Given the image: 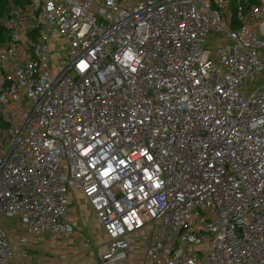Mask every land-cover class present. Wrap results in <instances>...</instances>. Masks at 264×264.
Returning <instances> with one entry per match:
<instances>
[{
    "label": "built area",
    "instance_id": "1",
    "mask_svg": "<svg viewBox=\"0 0 264 264\" xmlns=\"http://www.w3.org/2000/svg\"><path fill=\"white\" fill-rule=\"evenodd\" d=\"M3 26L1 220L66 239L82 196L104 264L133 237L148 264H264V0H10Z\"/></svg>",
    "mask_w": 264,
    "mask_h": 264
},
{
    "label": "crops",
    "instance_id": "2",
    "mask_svg": "<svg viewBox=\"0 0 264 264\" xmlns=\"http://www.w3.org/2000/svg\"><path fill=\"white\" fill-rule=\"evenodd\" d=\"M67 216L74 227V233L69 238L58 239L50 235L33 238L26 233L24 245L18 246L17 242L11 241L15 264H104L101 254L107 236L87 200L82 196L76 197ZM93 229L103 233L104 238L106 236L103 244L94 240ZM132 241L134 245L128 260L118 264H148L146 240L133 237Z\"/></svg>",
    "mask_w": 264,
    "mask_h": 264
},
{
    "label": "rangeland",
    "instance_id": "3",
    "mask_svg": "<svg viewBox=\"0 0 264 264\" xmlns=\"http://www.w3.org/2000/svg\"><path fill=\"white\" fill-rule=\"evenodd\" d=\"M9 9L10 8H8V10H7L8 13H9ZM8 13H6V14H8ZM0 224L7 231L8 237H9V239L11 241L17 242L18 246L19 245H24L23 239L26 237L27 231H26L25 227L21 224L19 218L6 219V220H1L0 219ZM93 232H94V235H95L94 240L99 241L100 244H103L105 242L106 236L104 235L105 236V238H104L103 237V233L95 232V229H93ZM29 236H31V235H29ZM32 237L36 238V236H32Z\"/></svg>",
    "mask_w": 264,
    "mask_h": 264
},
{
    "label": "trees",
    "instance_id": "4",
    "mask_svg": "<svg viewBox=\"0 0 264 264\" xmlns=\"http://www.w3.org/2000/svg\"><path fill=\"white\" fill-rule=\"evenodd\" d=\"M18 2L19 0H11ZM8 8H10V0H0V45H4L7 41V31L3 26V19L6 17Z\"/></svg>",
    "mask_w": 264,
    "mask_h": 264
}]
</instances>
